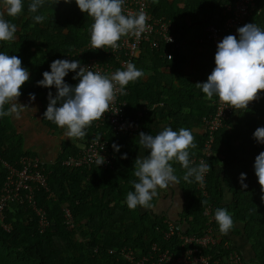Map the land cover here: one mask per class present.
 Returning <instances> with one entry per match:
<instances>
[{"label":"trees","instance_id":"16d2710c","mask_svg":"<svg viewBox=\"0 0 264 264\" xmlns=\"http://www.w3.org/2000/svg\"><path fill=\"white\" fill-rule=\"evenodd\" d=\"M148 1L152 14L168 19L174 35L185 40L184 48L197 50L196 55L189 59L184 49L170 58H162L158 50L142 45L138 57L131 63L144 73L147 71V78L129 82L125 88L127 95H121L125 99L126 115L142 111L140 129L131 134L105 132L107 147L114 158L111 166L104 168L94 164L89 167H65L60 163L64 156L74 154L77 144L89 136V127L83 139L60 140L53 160H44L43 165L46 185L52 196L47 195L40 186L34 190L36 203L45 211L50 225L38 233L35 228L36 218L31 210L24 203L9 202L4 209L3 220L9 223L10 229L6 232L0 227V264H127L107 249L127 246L135 253L142 254L151 242L170 252L181 251L180 240L176 235L166 239L161 235L166 218L153 213L149 208L138 206L134 210L129 209L126 195L134 191L131 181L138 182L134 171L137 149L141 146L138 136L140 132L155 136L164 127H171L174 131L189 129L197 144L196 148L189 149L190 158L200 153L203 132L196 134L191 128L200 127L201 117L212 111L211 102L216 96L209 100L195 84L206 82L215 68L217 44L224 35L214 40H193L201 35L206 24L218 21L223 0ZM30 2L23 0L24 7L19 16H5L17 26V32L14 41L0 42V52L21 58L22 66L30 73L29 81L21 87V96L29 98V93H34L39 104L41 123L56 131L62 128L44 119L43 114L49 103V91L55 97L57 90L54 87H39L37 81L43 79L45 71H50V64L56 59H76L81 62L89 55H99L100 59L106 57L84 49L66 57L73 47L83 46L90 41L93 23L87 13L79 10L75 0L68 4L61 0L56 5V0H45L44 5L33 14L28 13ZM39 14L47 17L43 23H35L32 19L33 15ZM245 21L264 30V0H253ZM146 60H150L152 65H148ZM184 64H189L192 71L183 72L181 69ZM164 67H168L171 73L178 72L179 85H174L165 78L164 73L157 71V68L162 70ZM75 75L69 72L65 82L71 86L76 85L79 81L73 79ZM259 94H264V91ZM156 102L166 106L167 121L157 131L151 126L154 115L151 105ZM9 107L6 104L5 110ZM259 127H264V97L253 101L245 110H234L225 120V126L216 129L211 144L214 155L205 159L210 166L204 179L206 197L196 190L194 177L190 178L191 183L184 180L186 169L179 162H170L183 197L177 222L184 223L180 225L185 234L201 232V208L206 203L213 205L214 215L217 208H225L233 221L239 224L238 228L233 227L227 235H222L214 219L219 241L213 248L202 250L210 253L212 258L225 257L229 250L240 252L231 243L230 232H235L249 245L248 255L240 252L244 263L264 264V201L261 200V187L254 171L255 157L264 151V144L257 143L253 136ZM23 141L11 116L0 117V187L7 172L2 161L13 163L20 155L36 154L28 150ZM113 143L120 146L118 152L113 149ZM217 153L221 156H217ZM124 154H127V159L121 158ZM147 155L148 150L143 148V157ZM215 165L219 169H215ZM191 166H196V163L191 162ZM241 173H246V189H242L239 182ZM222 180L230 192V199L226 203L221 201ZM61 205H66L70 210L73 224L70 229L63 222ZM222 242L226 248H221ZM220 261L228 264L223 257Z\"/></svg>","mask_w":264,"mask_h":264},{"label":"clouds","instance_id":"9594fccd","mask_svg":"<svg viewBox=\"0 0 264 264\" xmlns=\"http://www.w3.org/2000/svg\"><path fill=\"white\" fill-rule=\"evenodd\" d=\"M60 2L56 0L55 5ZM63 2L68 4L71 0ZM44 3L45 0H31L28 13H37ZM75 3L82 13H87L93 20L90 29L91 48L118 49V41L122 37L131 35L138 38L148 28L147 15L143 10L136 14H123L125 0H75ZM23 7V0H0V42L16 39L17 26L5 16L15 18L22 13ZM46 18L43 14L32 16L35 23H43ZM237 33L238 36L226 35L217 44L215 68L206 82L195 85L209 100L216 96L219 102L239 111L247 109L249 103L257 100L259 93L264 91V30L254 23H247L238 27ZM89 69L76 59H56L50 64V71H45L43 79L37 81L39 87H54L57 90L55 97L49 91V103L43 116L65 129L64 135L70 140L83 139L85 130L92 122L108 112L116 92L127 95L125 88L129 82L144 76V72L131 62H126L124 70H116L110 76ZM69 72L76 73L73 79L79 81L74 86L65 82ZM29 79V70L22 66L21 58L0 52V117L15 114L19 118L22 108L27 106L18 103V98L22 94L21 87ZM35 99V94L29 93V101ZM6 104L10 105L7 110ZM138 136L139 144L148 150V155L135 160L134 175L138 182L131 181L134 191L126 195L129 209L134 210L138 206L151 208L158 188L179 183L170 163L173 160L186 169L183 177L185 181L191 183L190 178L194 177L196 182H203L210 166L203 162L191 166L189 149L196 148L197 144L189 129L174 131L171 127H164L155 136L145 132H140ZM253 136L257 143L264 144V127L257 128ZM112 147L117 152L120 150V146L115 143ZM121 158L127 159V154ZM96 163L98 166L104 164L105 158L99 155ZM254 171L261 187V200L264 201V151L255 157ZM245 180L246 173H241L239 182L242 189L248 187ZM214 219L222 235H227L234 226L233 218L225 208H217Z\"/></svg>","mask_w":264,"mask_h":264},{"label":"built area","instance_id":"2783aa9c","mask_svg":"<svg viewBox=\"0 0 264 264\" xmlns=\"http://www.w3.org/2000/svg\"><path fill=\"white\" fill-rule=\"evenodd\" d=\"M253 0H223L219 9V19L216 22L206 24L200 36L194 38V42L205 39H217L224 35H237V28L247 24L246 16L250 13ZM143 10L147 15V30L140 37L125 36L119 41V48L94 49L90 46V41L80 47H73L67 54L68 58L73 53H79L82 49L98 52L106 57L100 59L99 55H89L80 63L89 67L93 72L110 76L116 70H124L126 62H131L138 57L141 47L146 44L149 48L159 51L162 58H170L184 49L185 40L178 38L172 31L170 21L162 16L154 15L150 11L148 0H125L123 14H136ZM119 86H117L118 88ZM213 109L200 119V127L203 132V141L199 155L191 157L190 161L198 166L201 162L206 163V157L214 155L211 144L214 139V132L221 126H225V120L234 111L228 105L219 102V98L212 100ZM125 99L119 91L116 92L114 101L111 102L109 110L104 117L92 122L89 127V136L81 143H78L76 152L64 156L60 163L65 167H89L97 165L96 160L99 155L105 158V163L101 167H110L113 162V154L107 147L104 134L109 131L113 134H131L140 129L139 119L142 111L137 110L132 115L124 112ZM221 156L220 153L216 154ZM6 169V174L0 187V227L8 232L9 223L3 220L4 209L9 202L24 203V206L35 215V228L38 233L43 232L50 223L46 218L45 211L37 205L34 198V190L43 188L47 195L52 196L46 185V175L43 172L45 164L37 154L20 155L13 163L2 161ZM207 173V172H206ZM203 182L195 181V188L200 195L207 196ZM63 222L66 228H72V217L66 205L60 207ZM213 205L206 203L201 208L202 228L200 233L185 234L183 226L176 220L165 219V228L161 230L163 238L176 235L182 247L179 253L161 249L154 242H151L145 253H135L127 246H122L115 250L107 249L121 257L127 264H222L220 259H226L228 264H244L240 254L235 250H229L226 256L213 257L210 253L202 252L205 248H213L219 241L218 232L214 226ZM218 237V238H217ZM220 247V246H219ZM221 248H226L224 242Z\"/></svg>","mask_w":264,"mask_h":264},{"label":"crops","instance_id":"0c3cea01","mask_svg":"<svg viewBox=\"0 0 264 264\" xmlns=\"http://www.w3.org/2000/svg\"><path fill=\"white\" fill-rule=\"evenodd\" d=\"M184 49V54L188 56L189 59L197 53V50L192 49L190 47H185ZM146 62H149L148 65H152L150 60H146ZM189 64H184L181 70L185 73L192 71V69L189 67ZM174 69H172V71ZM157 71H161L162 73H164L165 78L169 79L170 82L174 85H179L177 82L178 72L171 73L168 67H164L162 68V70H159L157 68ZM146 78L147 71L144 73V76L141 78V80H145ZM259 97H264V94H259ZM18 103L27 107L22 108L19 118H16L15 114L11 115V118L16 128V131L20 132L22 135L23 133L26 134V138H24L23 136L24 146L29 149L31 148L30 146L32 145V142L35 141L36 144L38 143V155L46 161H52L58 149L60 140H70L64 135L65 129H59L54 131L44 126L40 121L39 104H37L36 100L30 102L29 98L20 96L18 98ZM252 103L253 102H250L249 105ZM151 108L154 109V115L151 121V126L155 128L156 131L161 130L167 123L165 119L166 106L161 102H156L151 105ZM23 129L25 132L23 131ZM191 130L194 131V133L196 134L201 133V127H192ZM137 157L143 158L142 146L137 149ZM214 168L219 169L218 165H215ZM221 186V201H224L222 203H226L230 199V192L223 183V180L221 182ZM157 193L158 194L155 197L152 207L149 208V210H151L153 213L163 215L166 219L178 221V213H180L181 205L183 204V197L181 196L178 184L169 185L167 188L157 189ZM180 224L183 225L184 223L182 222ZM233 227L238 228L239 224L237 222H234ZM230 233V237H232L231 243L242 254L248 255L250 253L249 245L245 242L244 238L241 237L239 233Z\"/></svg>","mask_w":264,"mask_h":264},{"label":"rangeland","instance_id":"374dc122","mask_svg":"<svg viewBox=\"0 0 264 264\" xmlns=\"http://www.w3.org/2000/svg\"><path fill=\"white\" fill-rule=\"evenodd\" d=\"M23 131H24V129H23ZM22 131V132H23ZM25 132V131H24ZM33 134V133H32ZM31 134V135H32ZM22 136H24V138H26L25 136H26V134L25 133H23V135ZM31 148H29L28 150H30V151H34L37 155H38V143L36 144V142L35 141H33L32 142V145L30 146ZM178 175V174H177ZM187 202V198H186V200H185V203ZM181 207H182V205H181ZM218 238V237H217ZM247 264H251L250 262L249 263H247Z\"/></svg>","mask_w":264,"mask_h":264}]
</instances>
